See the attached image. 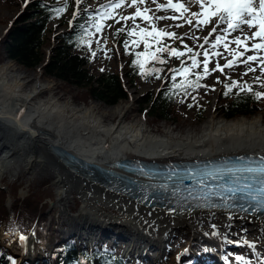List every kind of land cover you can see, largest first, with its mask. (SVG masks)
Wrapping results in <instances>:
<instances>
[{"label": "bare ground", "instance_id": "obj_1", "mask_svg": "<svg viewBox=\"0 0 264 264\" xmlns=\"http://www.w3.org/2000/svg\"><path fill=\"white\" fill-rule=\"evenodd\" d=\"M215 2L216 0H204L202 5L205 15L212 16ZM240 2L242 0H239ZM247 2L259 36H262L264 7L261 6V0ZM177 5H182V1L179 0ZM220 13L222 14V10ZM247 16L242 14L234 18L237 21L246 20ZM251 28L248 24L242 23L232 32L247 33L250 37L247 40L250 41L255 36L251 34ZM12 64L9 59L0 63V126L7 123L18 137L16 141L11 142L7 135L1 136L0 147L4 148L5 154L0 159V182L5 170L12 176L24 170L34 171L37 168L52 171L60 185L58 200L63 211H68L72 184L66 177L70 174L79 181L78 185L87 184L82 189L85 203L81 212L77 215L67 213L68 219L72 220L70 223L80 228L81 236L94 240H98L104 232L111 229L117 230L113 233L128 234L134 242L126 251L129 254L138 248L140 250L138 255L150 249L160 250L161 255H164L168 242L176 231L189 235L191 244L188 248L191 250H196L199 241L220 248L226 240L225 236L236 237L242 233L249 243L264 249V239H260L262 221L256 214L249 213L248 220H233V227L230 229L226 227L229 223L228 211L221 214V210L197 209L191 216L169 215L166 211L167 205L152 202L151 207H146L145 204L138 202L142 195L128 194L118 189L116 183L112 182L115 184L112 186L85 171V165H96L105 171L119 172L131 177L143 187L149 186V182L152 181L150 177L131 172L119 166L117 162L120 160L167 162L261 154L264 153V117L261 113L232 119L211 116L201 124L197 132L175 135L172 129L160 131L145 126L140 120H130L129 107L123 102L113 106V111L119 115L116 119L110 120L107 107L99 110L96 104H76L71 98L62 100L54 94L43 97L42 93L46 89H52V85L40 81L29 85L31 79L27 74L10 72ZM27 145L30 148L26 153L24 150ZM71 156L78 162H72ZM91 186L98 188L103 196L94 194L92 192L94 188L91 190ZM94 199L119 205L127 211L126 219H117L114 214L108 212L102 213L100 204L94 203ZM149 211H152L151 216L147 214ZM210 211L215 213L214 217L209 214ZM211 224H217L219 227L212 228ZM244 228L248 229V232H243ZM205 232L210 235H204ZM194 239L198 241L193 243ZM26 246L25 241L19 246L21 258L28 254L32 255L35 250L31 245L29 249ZM148 253L155 257L150 251ZM205 253L212 258L215 254H211L210 250Z\"/></svg>", "mask_w": 264, "mask_h": 264}, {"label": "rangeland", "instance_id": "obj_2", "mask_svg": "<svg viewBox=\"0 0 264 264\" xmlns=\"http://www.w3.org/2000/svg\"><path fill=\"white\" fill-rule=\"evenodd\" d=\"M30 0H0V63L5 62L7 59L13 62L11 66L10 72L12 73H23L27 74L28 78L31 80L29 81V85H32L35 81H40L43 83H50L52 85V89H46L44 93H42L43 97L47 95H56L61 97L62 100L67 98L73 99L76 104H85L91 105L96 104L99 110H103L104 108H108V117L110 120H114L118 117L119 113L113 111V106L115 104H107L102 102L98 99H88V100H80L75 95L79 94L78 89L66 87L63 85L64 83L60 80L55 79L54 77L46 76L43 73V69L41 66L36 68H28L25 67L14 59L8 57L6 49H5V34L10 22H13L18 16L23 12L25 5ZM48 2H55L56 0H45ZM65 1L68 8V13L65 18L56 17L51 22L52 30L50 31L52 40H56V33L65 30L69 24V21L75 22L80 19V17L86 14L88 11H95V9L100 8L101 5H109L110 3L118 2V0H81L79 5L80 15L78 18L73 19L74 14L78 10V6L76 0H62ZM144 0V3H140L137 0L136 5H132V0H124V4H122L119 8H108L107 11L112 13V15L108 17H104L103 21V30L102 32L95 33L91 39L90 46L92 48V53L95 52L96 55L94 58V63L97 66L98 70L105 69V70H117L120 73H124V65H125V57L120 52L121 44L120 38L121 34H116L117 29L123 28V30H127L128 26H138L137 29H147L148 32H170L175 33L176 37H184L187 36L186 39L181 42L180 39L174 37H165L159 36L154 37L151 35H147L143 38V42L145 38H147V47L149 45H153L154 47H159V45L165 42L171 43L172 48H176L178 51L187 50L183 47V45H187L188 47L193 49V53H200L197 59L200 61L199 67L203 69V52L207 50L209 52V64L208 69L209 71L204 74V79L202 85H210L215 88L214 91L209 90L205 87H201L199 91L194 95L197 97V100H193L191 95L187 98L183 106L181 107V116L174 122H169L167 120H156L153 117H150L145 112H142L140 109L139 100L140 98L152 91L154 89L159 88L164 80L161 79H153L148 82H140L138 86H132L127 79L125 80L126 87L128 88L129 97L126 99H121L119 101L126 103L129 107L128 118L136 119L142 121L145 126L154 127L157 130L164 131L165 129H172L175 135H182L188 134L191 132H197L201 126V124L211 116H215L217 118H224L223 109L221 107V100L219 97V92L221 89V81L222 79L229 77L233 79V81H237L236 86L240 88H249L251 85L260 88L262 93L261 98H264V32L262 36H259V32L254 24V16L249 17L247 19L242 20L243 24L249 25L252 27L250 32L252 35L255 34L254 38L250 41L243 40L240 45L234 43L236 37H248L247 33L244 34L243 32H232L233 29H230L228 26V18L226 17L225 22L223 24H219L217 27V32L214 33L210 38L208 44L202 42L203 37L205 34H209V30L212 27L217 26L216 23H209V22H218L219 15L221 14L220 11L214 9V12L211 17L209 14L204 13L203 4L204 0H181L183 8H173L171 5L172 3H178L179 0ZM193 1V3L191 2ZM85 2V3H84ZM163 5V9L157 11L160 6ZM150 6V7H149ZM139 7L141 12H144V9H149L148 12L144 13L142 17H137L135 21L132 20L124 21L120 19V17L124 16H133L135 14L136 8ZM188 7V8H187ZM85 9L87 11H85ZM216 10V11H215ZM168 11V12H167ZM159 12V13H158ZM171 13V14H170ZM168 14V15H167ZM169 17V19L160 20L159 17ZM205 18H204V17ZM208 16V18H207ZM174 18V19H173ZM120 19V22L117 23L116 20ZM191 20L192 23L189 24L188 21ZM173 21V22H172ZM207 21V22H206ZM237 19L232 18L233 26L236 25ZM182 25L181 27H176V25ZM224 28H227V31H224ZM229 28V29H228ZM220 35L222 37L219 46L212 48L210 45L215 43V36ZM4 37V38H3ZM193 37H199L200 39H194ZM3 38V39H2ZM204 44V48L201 49L198 45ZM227 45V47H225ZM253 45H261V47L252 50ZM145 45V42L143 43ZM245 46L249 48L248 53ZM48 51L50 50V46H47ZM240 52V53H239ZM164 56H166L167 60L170 62V67H178V66H185L188 67L191 64L189 56L192 53L186 52L184 56L180 58H175L169 56L168 52H163ZM219 55H216V54ZM246 54V55H245ZM241 55V56H240ZM248 56H253L256 59L253 61H248L245 63L244 61L247 60ZM146 58H149V55L146 54ZM229 61H233L232 66L224 67V65L228 64ZM219 63L221 67H223V72L216 70V64ZM249 68L255 69V71H249ZM247 73V75H245ZM257 77L259 79H257ZM217 78H219L220 82H217ZM118 104V103H117ZM192 104V107L188 105ZM198 106V109H197ZM199 106L204 107V112L202 114L201 119H199V115L197 111L199 110ZM114 112V113H113ZM264 117L262 111H258ZM244 115V114H243ZM246 116V115H244ZM248 116V115H247ZM249 117V116H248ZM6 125V126H5ZM3 126H5L3 128ZM2 135H7L11 142L16 141L17 134L15 136L11 126H8L7 123H3L0 126V140ZM30 146L27 145L26 149L24 150L26 153L29 150ZM4 148L0 147V159L5 154L3 151ZM42 171V172H41ZM36 172V173H35ZM131 174V173H129ZM45 175H51L53 177V183L57 190L56 198L50 200V205L47 210L48 216L51 218V214L59 217L61 223L65 224L63 230L70 234H74L77 237L79 236V229L77 226L72 225L70 222L71 219H68L67 213L71 215H77L81 212L83 205L85 203L84 199V192L82 191L83 186L86 187L87 184L81 183V186L78 185L79 181H76L75 177H72L70 174L67 175L66 179L72 184V193L70 195L69 201V209L68 211H63V207L59 202V190L60 185L57 182V177L52 171H43L40 168L36 170H24L19 172L17 175H10L9 171L5 170L2 173V178L0 185L2 186L5 182L12 181L17 177L21 176L26 184H29L31 181L36 179H40ZM75 180V181H74ZM94 188V189H93ZM93 189V190H92ZM91 190L96 195H101L98 188L91 186ZM27 191L26 188L20 190V195H26ZM103 196V195H101ZM106 197V196H104ZM10 203L8 204V201ZM81 200L79 206L77 201ZM12 199L8 197L7 199V206L10 208ZM94 203L100 204V211L102 213L108 212L114 214L117 219H126L127 211L123 210L119 207V205H113L112 203L109 204L99 199H94ZM62 209V210H61ZM117 213V214H116ZM119 215V216H117ZM70 220V221H69ZM72 225V226H71ZM117 230H109L104 232V235L100 237L98 240H94L93 238L89 237H79L84 243L88 244L91 247L95 246H103L108 245L112 249L120 250L125 264H181V260L187 256L185 253L191 251V249H186L191 244L189 239V235L186 233H179L178 231L174 232L172 238L168 242V248L164 255H161L160 250L150 249L149 251L152 254H155V257L150 256H139V249L137 248L134 253L132 254L127 253V249L132 247L134 242H132L131 236L128 234H120V237L117 240H113L111 237L115 234ZM65 233V235H66ZM109 233V234H108ZM112 233V234H111ZM30 234V233H29ZM27 235L29 238L21 239V235L19 234L18 230L11 234V237L8 236V233L4 231V228L0 226V238L2 240H6L5 244L8 246L10 251L15 255L16 259L13 261L12 264H24V262H28L29 264H34L36 260L40 258H48L52 255L51 251V243L46 238V234L41 236H37L35 234ZM67 234V235H68ZM112 236H111V235ZM118 234V235H119ZM93 235V234H91ZM109 235V236H108ZM243 237L244 239L248 240L243 233L240 236H231L227 237L224 244L219 248L216 245H211L210 243L204 241H199L198 246H196V250L198 251H209L211 254H214L215 258L218 255L223 254L224 259L228 262V264H258V254H259V261L264 262V249L255 246L254 248L249 247L248 245H240L236 243ZM232 238V239H231ZM87 239V240H86ZM27 242V248H30V245L33 250V254L26 255L24 258H21L19 254V246L22 245V242ZM198 241L197 239L193 240ZM228 241H233V243H229ZM97 242V243H96ZM31 243V244H30ZM227 243V244H226ZM202 244V245H201ZM177 245V246H176ZM200 246V248H199ZM212 246V248L210 247ZM215 246V247H214ZM225 246V247H224ZM223 247V248H222ZM222 249V250H221ZM139 250V251H138ZM154 250V251H153ZM149 251H146L147 253ZM170 252V253H169ZM35 253V254H34ZM142 253V252H141ZM160 253V254H159ZM149 254V253H148ZM159 254V255H158ZM237 256H242L244 259L243 261L236 260ZM162 259V260H161ZM161 261V262H160Z\"/></svg>", "mask_w": 264, "mask_h": 264}, {"label": "trees", "instance_id": "obj_3", "mask_svg": "<svg viewBox=\"0 0 264 264\" xmlns=\"http://www.w3.org/2000/svg\"><path fill=\"white\" fill-rule=\"evenodd\" d=\"M65 4L62 0L55 2L30 0L18 18L9 23L6 30L5 49L8 57L28 68L41 66L48 58L42 66L43 73L62 81L66 87L78 89L80 95H75L78 99L84 101L92 98L115 105L121 99L129 97L126 79L132 86H138L140 82L157 79L151 72L153 68L163 69L160 79L166 78L164 84L140 98V109L156 120L174 122L179 119L181 107L187 98L194 96L200 89L188 88V95L185 96L183 88L187 82L196 80V73H200L199 83L202 84L205 74L203 69L197 67L187 73H175V84L181 86L177 91L173 88L170 62L163 52L157 51L161 46H171V43H161L159 47L149 45L146 51V46H143L145 33H141L142 28H136L134 34L130 36L128 32L134 26H128L127 30L119 33L120 52L125 57L124 73L110 69L98 70L90 42L95 33L102 32L104 18L95 11H88L72 23L73 27L68 24L65 30L56 33V40L53 41L50 34L51 22L56 17L67 16L68 6L59 15L56 12L57 9L64 8ZM90 16H96L97 19H89ZM97 24L100 31H97L95 26ZM126 40L129 44L127 50L124 48ZM47 46H50L49 51ZM182 52L186 53L187 50ZM137 53L142 55L137 57ZM146 54L150 58H146ZM154 56H159L166 63L160 64ZM140 65H143V72ZM231 81L233 79L229 77L221 81L219 97L224 117L232 119L244 115L252 116L258 114V111L264 114V98L257 99L253 95L254 92L260 91V88L253 85L249 88H240L231 85ZM225 84L231 87L229 95L223 94L228 91L224 87ZM203 112L204 107L199 106L197 111L199 119ZM23 188L27 191L24 196L19 194ZM56 195L57 190L51 175H45L29 184L19 176L0 187V226H4L8 236L11 237L17 230L34 233L37 236L45 233L51 243L52 255L40 258L34 264H125L120 250L112 249L108 245L93 248L76 235H65L66 232L63 230L65 224L53 213L50 218L47 212L50 200L55 199ZM8 197L12 199L10 208L7 206ZM80 202L81 200L77 201L78 206ZM4 241L7 242L0 238V264H10L13 253Z\"/></svg>", "mask_w": 264, "mask_h": 264}, {"label": "snow or ice", "instance_id": "obj_4", "mask_svg": "<svg viewBox=\"0 0 264 264\" xmlns=\"http://www.w3.org/2000/svg\"><path fill=\"white\" fill-rule=\"evenodd\" d=\"M140 3H144V0H139ZM171 3V0H169ZM78 10L74 14L73 19H76L79 17L80 10L79 5L81 3V0H76ZM122 4H124V0H118V2L110 3L109 5H101L100 8L95 9V11L98 14H102L104 17H108L112 15L109 11H107L108 8H119ZM137 0H132V5H136ZM44 7H47L46 5H42ZM173 8H183V5H171ZM261 6L264 7V0H261ZM67 7V4H65L64 8L57 9V15L62 13L65 8ZM163 5L160 6V8L157 9V11L163 9ZM203 7V5H201ZM213 7L220 11L222 10V14L219 15L218 22H209V23H216L217 26L211 28V32H209L208 36H205L204 43L208 44L209 38L217 32V27L219 24H223L225 22L226 17L228 18V26L230 29L235 30L236 27H240L243 23L242 20H238L236 22L235 27L232 23V18L234 16H241L242 14H247L249 16L253 15V13L249 10L250 5L247 2V0H242V2L237 3L235 0H216V2L213 4ZM85 11H87L85 9ZM149 9L145 8L144 12H141L140 8L137 7L135 14L133 16H122L120 19L124 21L132 20L133 22L137 17H142L144 13L148 12ZM89 19L96 20V16H90ZM120 19L116 20L117 23L120 22ZM160 20L169 19V17H159ZM174 19V18H173ZM207 22V21H206ZM189 24L192 23L191 20L188 21ZM70 27H73L72 21H69ZM97 27V31H100V26L97 24L95 25ZM182 25L177 24L176 27H181ZM250 26V22H249ZM138 27V26H136ZM136 27H133L129 32L128 35H133ZM123 31V29H117V35ZM224 31H227L225 29ZM141 33H147V35H151L154 37L159 36H165V37H174L178 38L183 42L184 39L187 38V36L184 37H176L175 33L170 32H148L147 29H141ZM255 35V34H254ZM194 39H200L199 37H193ZM222 37L220 35L215 36V43L210 45V47L215 48L219 46L221 42ZM250 39V37H236L234 43L237 45H240L243 40ZM145 45H146V51H147V38H145ZM128 41H124V48L125 50L128 49ZM201 49L204 48V44L198 45ZM184 48L187 49L188 53H192V55L189 56V59L191 61L190 68L183 67L181 68H173L170 69V71L173 73L171 79L173 81V88H175L177 91L180 90L181 86H178L175 84L176 75L175 73L180 72H189L191 70H195L200 65V61L197 59V57L200 55V53H193V49L188 47L186 44L183 45ZM227 47V45H225ZM261 47V45H253L252 50ZM246 50H249L247 46H245ZM158 52H168L169 56L180 58L185 55L184 52L178 51L176 48H172L170 46H161L157 49ZM93 56L96 55L95 52L92 53ZM142 55L141 53H137V57ZM216 55H219L218 53ZM204 60H203V71L204 73H207L209 71L208 64H209V52L205 50L203 52ZM154 59L158 61L160 64L166 63L165 60L161 59L159 56H154ZM256 59L253 56H248L247 60L244 61L247 63L248 61H253ZM138 61H133V63H137ZM233 61H229L228 64L224 65V67H230L232 66ZM141 71L143 72V65H140ZM103 71V69H101ZM216 70H219L223 72V67L219 63L216 64ZM163 71V69L160 68H153L151 70L152 73L156 75L157 79H160V73ZM249 71H255V69L249 68ZM247 75V73H245ZM201 79L200 73H196V80L187 82L184 86V94L185 96L188 95V88H192L193 90H197L201 87H205L209 90L214 91L215 88L210 85H202L199 83ZM257 79H259L257 77ZM217 82L219 81V78H217ZM237 81H231V85H236ZM224 87L228 89V91H225L224 95H229L231 93V87L228 84H225ZM253 95L259 99L262 96V93L257 91L254 92ZM192 99L195 101L197 100V97L193 96ZM183 102V101H182ZM189 107H192V104L188 105ZM241 160L244 158L241 157ZM251 163L242 165L241 167L237 168H229L226 169L223 173L215 174V173H198L195 171L192 172H185V174L180 175L177 174L175 178L172 177L171 173L168 176V179L171 181L170 184H163V185H151V186H144L141 191L143 195L141 196L139 203L145 204L146 207L152 206V201H156L158 203H163L165 205H173L175 203L174 207H167L166 211L169 213V215H180V216H191L194 210H203V209H216L221 210V214H223L224 211L230 212V215L228 216L229 223L226 225L227 228L233 227L232 221L235 219H241V220H248L249 219V213L250 211L252 213H255L262 221L261 226V236L260 239H264V156H260L258 158H249ZM208 176H211L213 180L218 181L214 185H209L206 183ZM185 181H191V183H185ZM149 188H151V191H149ZM186 193V195H185ZM213 197L217 199H213ZM199 201H203V203H200ZM155 210L154 208L152 209ZM149 216L152 215V211H149L147 213ZM211 216H215L214 212H209ZM212 228H218L219 225L217 224H211ZM243 232H248V229L244 228L242 229ZM204 235H210V233L205 232ZM211 235H220V233H211ZM227 237L225 236V239ZM21 239H26L24 237H21ZM229 243H233V241H228ZM236 243L240 245H248L251 248H254L256 245L254 243H249L248 240L244 239L243 237L240 238L239 241ZM242 256H237L236 260L243 261ZM258 264H264V262L259 261V254H258Z\"/></svg>", "mask_w": 264, "mask_h": 264}, {"label": "water", "instance_id": "obj_5", "mask_svg": "<svg viewBox=\"0 0 264 264\" xmlns=\"http://www.w3.org/2000/svg\"><path fill=\"white\" fill-rule=\"evenodd\" d=\"M47 60H48V58H47ZM46 60V61H47ZM46 61L41 65V67L46 63ZM71 157H74V156H71ZM0 187H1V185H0ZM10 203V200L8 201V204Z\"/></svg>", "mask_w": 264, "mask_h": 264}]
</instances>
